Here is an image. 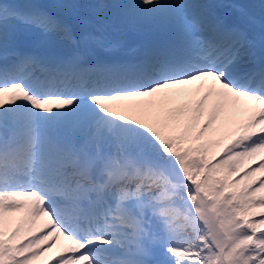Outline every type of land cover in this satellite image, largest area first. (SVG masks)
<instances>
[{"label":"snow or ice","instance_id":"1","mask_svg":"<svg viewBox=\"0 0 264 264\" xmlns=\"http://www.w3.org/2000/svg\"><path fill=\"white\" fill-rule=\"evenodd\" d=\"M86 7L98 23L77 36L42 5L0 0V264L61 237L48 264H264V162L236 178L264 155V55L247 28L211 2ZM102 10L162 35L137 60L90 63L112 48ZM21 30L61 46L24 51Z\"/></svg>","mask_w":264,"mask_h":264},{"label":"rangeland","instance_id":"2","mask_svg":"<svg viewBox=\"0 0 264 264\" xmlns=\"http://www.w3.org/2000/svg\"><path fill=\"white\" fill-rule=\"evenodd\" d=\"M253 1L255 3V5H254L255 8L253 9V11L255 12V14H257V15L264 14V3H262L261 0H253ZM96 2H98V0H92V3H96ZM112 2H114V0ZM66 3H76V2H75V0H65L64 4H66ZM109 3H111V2H109ZM53 4L57 8V10H60V9L63 8V7H60L59 6V5L63 4V3L53 2ZM248 6L249 7H252V5H248ZM81 15H82V13H81ZM102 15H103V19H105V20L107 18H110V16H111L109 10H102ZM130 28L134 29L133 27H130ZM55 40H56V38H54V37L51 38L50 41L46 40V38L43 37V39L40 40V43L47 42V44H50L51 42H54ZM57 42H58V40H57ZM56 44H60V42L59 43H56ZM216 151H217L216 158L219 159L220 158V152H221V150L218 149ZM261 162H264V155H262V154H257L253 158H245L243 164L240 166V169H239V171L237 173V177L236 178H239V176H242L243 175V172L244 171H246V170H248L250 168L256 167ZM261 178H264V173H262V172L255 173V176L253 177V179H255L257 181L259 179H261ZM255 219H258V217L255 218ZM19 239H20V236L18 237V241H20ZM49 241H51V240H47L46 242L48 243ZM37 247L42 248L43 246L42 245H39ZM45 253H46V251L43 252V254L41 256H39L38 258L32 260L31 261V264H47L46 261H43L42 260L43 259V256L45 255Z\"/></svg>","mask_w":264,"mask_h":264},{"label":"bare ground","instance_id":"3","mask_svg":"<svg viewBox=\"0 0 264 264\" xmlns=\"http://www.w3.org/2000/svg\"><path fill=\"white\" fill-rule=\"evenodd\" d=\"M193 2V1H191ZM82 31H85V29L83 28H80L79 30V34L82 32ZM110 35L114 36V37H119L120 33H115V32H110ZM136 37L133 36L131 34L130 38H127L124 34L121 35V38L119 39L121 41V43L123 44H120V47L123 49V48H126V47H130L131 46V43L135 42V39ZM131 42V43H130ZM138 57V56H136ZM134 60H137L139 58H136ZM45 220V218H44ZM43 220V221H44ZM42 221V222H43ZM42 222H37L36 224L34 225H29V226H25L24 230L21 232L20 236H21V240H24L26 241V239H31L33 238V236H36V234L39 233V228H40V225ZM29 228L31 229V234H29ZM46 242V241H44ZM43 242L42 245H44L45 243ZM65 243L63 241V238L61 237L60 238V242L57 243L51 250L49 251H46L45 255L43 256V261H46V263L48 264L49 261L52 260V257L53 256H57L60 252H61V244ZM38 246V245H37ZM45 246V245H44ZM49 260V261H48Z\"/></svg>","mask_w":264,"mask_h":264}]
</instances>
